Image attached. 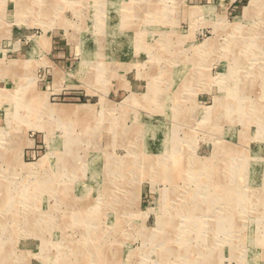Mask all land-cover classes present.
<instances>
[{
	"label": "rangeland",
	"instance_id": "rangeland-1",
	"mask_svg": "<svg viewBox=\"0 0 264 264\" xmlns=\"http://www.w3.org/2000/svg\"><path fill=\"white\" fill-rule=\"evenodd\" d=\"M0 35V264H264V0H0Z\"/></svg>",
	"mask_w": 264,
	"mask_h": 264
},
{
	"label": "bare ground",
	"instance_id": "bare-ground-1",
	"mask_svg": "<svg viewBox=\"0 0 264 264\" xmlns=\"http://www.w3.org/2000/svg\"><path fill=\"white\" fill-rule=\"evenodd\" d=\"M112 2V1H111ZM199 9V8H198ZM197 11V10H196ZM195 13V12H194ZM67 31V30H66ZM235 37V36H234ZM234 41V40H233ZM236 42V41H235ZM38 43H39V41H38ZM38 45V44H37ZM244 46V45H243ZM252 46V45H251ZM245 52V51H244ZM235 53V52H234ZM242 53V52H241ZM238 57V56H237ZM245 60V59H244ZM237 61V60H236ZM12 64H14L13 62H12ZM12 66V65H11ZM5 67V66H4ZM3 66H1V68L3 69V70H5V68H4ZM1 69V70H2ZM2 74V73H1ZM230 77V76H229ZM228 77V78H229ZM229 80V79H228ZM230 80H231V78H230ZM3 97V96H2ZM1 97V98H2ZM225 97V98H224ZM224 97H222V99L224 100V99H226V96H224ZM5 98V97H4ZM9 103V102H8ZM222 103V102H221ZM215 106H217V105H215ZM219 106H220V104H219ZM221 108V107H220ZM216 109V108H215ZM29 110V109H28ZM227 112V111H226ZM16 119V118H15ZM7 123V122H6ZM10 123V122H9ZM8 124V123H7ZM11 124V123H10ZM4 129H6V128H1V130H3L4 131ZM2 131V132H3ZM172 161H174V158H173V160ZM40 164V163H39ZM119 164V163H118ZM194 165V164H193ZM195 165H197L196 163H195ZM30 166V165H29ZM259 196H261V194L259 195ZM33 202V201H32ZM32 207V206H31ZM19 215V214H18ZM17 220H18V218H17ZM30 221H32V220H30ZM15 225V224H14ZM35 225V224H34ZM33 225V226H34ZM220 227V226H219ZM220 229H222V227L220 228Z\"/></svg>",
	"mask_w": 264,
	"mask_h": 264
},
{
	"label": "crops",
	"instance_id": "crops-1",
	"mask_svg": "<svg viewBox=\"0 0 264 264\" xmlns=\"http://www.w3.org/2000/svg\"><path fill=\"white\" fill-rule=\"evenodd\" d=\"M1 36V35H0ZM59 44L57 43V41H54L53 42V48H52V53H56L57 54V57H59V50H60V47L58 46Z\"/></svg>",
	"mask_w": 264,
	"mask_h": 264
}]
</instances>
